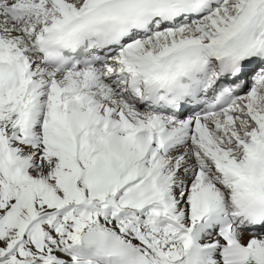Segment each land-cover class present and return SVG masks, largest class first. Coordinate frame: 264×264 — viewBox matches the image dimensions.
<instances>
[{
  "label": "snow or ice",
  "instance_id": "1",
  "mask_svg": "<svg viewBox=\"0 0 264 264\" xmlns=\"http://www.w3.org/2000/svg\"><path fill=\"white\" fill-rule=\"evenodd\" d=\"M0 264H264V0H0Z\"/></svg>",
  "mask_w": 264,
  "mask_h": 264
}]
</instances>
